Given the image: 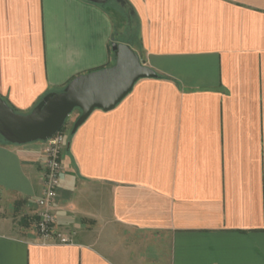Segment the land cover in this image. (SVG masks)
I'll list each match as a JSON object with an SVG mask.
<instances>
[{
	"label": "crops",
	"instance_id": "crops-1",
	"mask_svg": "<svg viewBox=\"0 0 264 264\" xmlns=\"http://www.w3.org/2000/svg\"><path fill=\"white\" fill-rule=\"evenodd\" d=\"M106 3L0 0L18 112L113 64V41L157 73L70 127L51 210L71 243L35 236L44 141L0 136V264H264V0Z\"/></svg>",
	"mask_w": 264,
	"mask_h": 264
},
{
	"label": "water",
	"instance_id": "water-1",
	"mask_svg": "<svg viewBox=\"0 0 264 264\" xmlns=\"http://www.w3.org/2000/svg\"><path fill=\"white\" fill-rule=\"evenodd\" d=\"M103 3L106 0H88ZM121 5L125 0H116ZM113 64L73 77L60 91L46 93L28 112H16L0 96V136L9 143L46 140L65 123L68 114L77 108L71 133L94 109L108 111L120 102L141 78H155L157 73L124 42L113 41Z\"/></svg>",
	"mask_w": 264,
	"mask_h": 264
},
{
	"label": "built area",
	"instance_id": "built-area-1",
	"mask_svg": "<svg viewBox=\"0 0 264 264\" xmlns=\"http://www.w3.org/2000/svg\"><path fill=\"white\" fill-rule=\"evenodd\" d=\"M66 144L61 128L51 137L44 140L43 146V190L36 198L38 207L35 222V236L43 243H71L67 235H61L55 230V216L52 206L58 195L60 175L63 169L61 154Z\"/></svg>",
	"mask_w": 264,
	"mask_h": 264
},
{
	"label": "rangeland",
	"instance_id": "rangeland-1",
	"mask_svg": "<svg viewBox=\"0 0 264 264\" xmlns=\"http://www.w3.org/2000/svg\"><path fill=\"white\" fill-rule=\"evenodd\" d=\"M106 5L110 8V12L112 14V16L116 19V15L117 14H124L125 13V8L121 6L120 3H118L116 0H107ZM133 30V29H131ZM129 33L131 34L132 31H129ZM128 34V33H127ZM116 38H118V40L121 39H126V35L123 36L121 33L116 35ZM78 113V109L74 108L66 117L65 119V123L63 125V127L61 128L62 132H63V136L67 137L69 131H70V124L72 123L71 120L74 118V116Z\"/></svg>",
	"mask_w": 264,
	"mask_h": 264
},
{
	"label": "trees",
	"instance_id": "trees-1",
	"mask_svg": "<svg viewBox=\"0 0 264 264\" xmlns=\"http://www.w3.org/2000/svg\"><path fill=\"white\" fill-rule=\"evenodd\" d=\"M111 51H112V49H111ZM112 52H113V51H112ZM6 102H7V101H6ZM7 104H8V102H7ZM8 105H9V104H8ZM9 106H10V105H9ZM12 108H13V107H12ZM13 109H14V108H13ZM14 110H15L16 112H18L16 109H14ZM62 127H63V126H62ZM62 127H61V128H62Z\"/></svg>",
	"mask_w": 264,
	"mask_h": 264
}]
</instances>
